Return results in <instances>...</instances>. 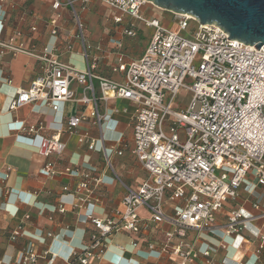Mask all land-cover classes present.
<instances>
[{"label": "built area", "instance_id": "built-area-1", "mask_svg": "<svg viewBox=\"0 0 264 264\" xmlns=\"http://www.w3.org/2000/svg\"><path fill=\"white\" fill-rule=\"evenodd\" d=\"M95 1L119 12L112 17L115 22L129 15L153 29L140 57L124 60L119 56L111 66V71L120 75L119 80L96 74L86 51L84 18L73 8L72 1L67 0L66 4L71 7L70 18L76 27L73 37L81 44L86 67L78 69L61 61L45 47L37 55L41 62L40 73L28 87L15 88L8 108L14 110L24 104H37L58 110L66 101L89 105L88 112L69 114L63 130L68 134L76 133L79 144L94 149L97 139L87 132H79V126L90 120L101 127L107 113L100 111L99 103L109 98L133 103L132 154L147 172V178L137 188L123 183V210L118 220L90 217L93 226L90 243L80 254L73 252L71 258L78 264H87L90 257L104 255L109 235L121 230L138 233L154 224L166 226L165 237L159 249H155L152 242L148 243V249L159 254L170 251L181 257V264L190 262L196 257L195 251L182 240L171 244L172 237L184 236L187 229H212L217 211L226 200L237 197L238 187L248 177L254 181L248 187L250 192L255 186L264 189V47L256 49L255 44L228 39L229 33L219 25L200 23L186 13H175L178 29H186L193 19L197 23L190 34L180 35L176 30L167 29L162 20L144 12L150 3L147 0ZM61 5L60 0H52L54 9ZM48 23L51 34L56 35L57 20L50 19ZM123 33L134 36V23H129ZM0 45L13 51L23 50L21 45L10 41H0ZM67 49H72L71 44ZM72 83L80 87L79 97ZM180 89L190 91L191 97L185 106L181 101L177 103L179 108H173ZM165 120L169 134L163 129ZM43 127L42 121L20 127L27 135H39L37 154L42 159L41 169L49 176L64 173L78 178L77 189L86 193L78 199L87 200L102 182L101 176H91L76 168H58L51 156L62 154L66 142L59 131L39 133ZM98 140L103 162L113 172L111 155L121 151L114 145H106L102 136ZM261 195L263 193L259 197ZM260 204L257 199L252 206L259 209ZM140 207L147 210L146 218L139 216ZM62 209L59 205V210ZM259 218L264 219V207L253 215H245L238 208L231 209L222 225L223 233L236 234ZM18 230L19 227L13 235ZM203 255H208V251ZM37 256L30 248L21 259L25 264H32ZM70 260L67 259L68 264Z\"/></svg>", "mask_w": 264, "mask_h": 264}, {"label": "crops", "instance_id": "crops-1", "mask_svg": "<svg viewBox=\"0 0 264 264\" xmlns=\"http://www.w3.org/2000/svg\"><path fill=\"white\" fill-rule=\"evenodd\" d=\"M60 1L62 5L54 9L52 0H0V41H10L23 48L13 51L0 45V264H25L21 258L30 248L38 254L32 264H68L67 259H71V264H78L71 257L73 252L80 254L90 243L89 235L93 231L90 217L118 220L123 210V183L137 188L147 178V172L132 154L133 103L109 98L105 103H99L100 111L107 113L101 127L90 120L79 126V132H87L97 139L94 149L79 144L76 133L68 134L63 130L69 114L88 112L89 105L66 101L58 110L37 104H24L14 110L8 108L15 88L28 87L40 73L41 62L37 55L45 47L67 63L73 55L79 56L84 67L78 69L86 67L81 44L73 37L76 27L70 18L71 7L66 4L67 0ZM71 1L73 8L84 18L86 51L88 59L95 65L94 72L119 80L120 75L111 71L119 56L124 60L137 59L145 49L133 55L127 46L134 47L136 34L128 36L123 29L133 22L137 33L140 25H146L129 15H123L120 22H115L112 17L119 12L102 2ZM144 12L150 15L151 9L146 7ZM54 18L58 26L56 35L51 34L48 23ZM94 18L107 27L106 33L99 29L98 34H93L87 30ZM68 44L72 46L70 51ZM139 49L137 47V52ZM71 86L79 97L80 87L76 83ZM40 121L44 127L39 133L59 131L66 142L62 154L51 156L58 168H76L91 176H101L102 182L87 200L78 199L86 196L85 190L76 187L78 178L64 173L49 176L41 169L42 159L37 154L39 135H27L20 130L22 125ZM101 136L106 145H114L121 151L111 155L113 172L103 162L98 140ZM250 184L254 181L248 177L238 187L237 197L223 203L215 215L212 229H187L184 236L170 239L171 244L182 240L196 253L192 261L182 264H264L263 218L253 219L248 228L230 236L222 230L231 209L238 208L245 215H253L264 207V189L255 186L250 192ZM260 193L263 195L259 197ZM257 199L261 203L259 209L252 206ZM165 206L169 208L167 204ZM138 213L141 218L148 216L144 207H140ZM17 227L19 230L13 235ZM165 227L150 224L138 233L115 232L108 237L104 255L90 257L87 264H181L179 255L170 251L159 254L148 249L149 242L159 249ZM204 251H208V255H203Z\"/></svg>", "mask_w": 264, "mask_h": 264}, {"label": "water", "instance_id": "water-1", "mask_svg": "<svg viewBox=\"0 0 264 264\" xmlns=\"http://www.w3.org/2000/svg\"><path fill=\"white\" fill-rule=\"evenodd\" d=\"M153 5L186 13L200 23H215L246 44L264 47V0H147Z\"/></svg>", "mask_w": 264, "mask_h": 264}, {"label": "rangeland", "instance_id": "rangeland-1", "mask_svg": "<svg viewBox=\"0 0 264 264\" xmlns=\"http://www.w3.org/2000/svg\"><path fill=\"white\" fill-rule=\"evenodd\" d=\"M146 7L147 8L149 7L151 9V14L149 16L163 20V22H165L164 25L167 29L176 30L180 35L185 36V35L190 34L191 28L196 26L197 22L196 20L193 19L189 21V25L186 29L180 30L178 29V25L176 21L178 17L177 14L167 9H161L150 3L147 4ZM146 27L140 25L139 28H137L136 36H134L136 40L134 47L132 48V46H127V48L129 47V50L131 51V53H133V55L134 54L138 55L139 52H141V50H143L148 44V41L150 39L151 33L153 32V29L151 27H148V28ZM99 29L102 30V33H106L105 30L107 29V27L103 25L100 21L97 22L96 18L91 20L90 25H87V30L93 32V34L96 32H99ZM137 47L140 48L138 52H137ZM69 63L74 65L77 68L84 67V64L82 63L80 57L76 55H73L70 58ZM190 97H191L190 91L180 89L178 96H177V100L173 104V108H179V105L177 103L181 101H182L183 106H185L188 103ZM166 122H167L166 120L163 121V129L165 133L169 134V127L166 125ZM219 172L220 171H217V173Z\"/></svg>", "mask_w": 264, "mask_h": 264}, {"label": "bare ground", "instance_id": "bare-ground-1", "mask_svg": "<svg viewBox=\"0 0 264 264\" xmlns=\"http://www.w3.org/2000/svg\"><path fill=\"white\" fill-rule=\"evenodd\" d=\"M162 9V8H161Z\"/></svg>", "mask_w": 264, "mask_h": 264}]
</instances>
